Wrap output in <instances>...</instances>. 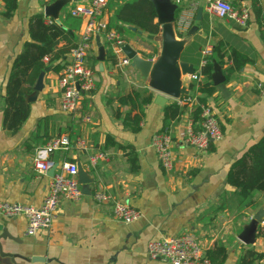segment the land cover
<instances>
[{"label": "crops", "instance_id": "obj_1", "mask_svg": "<svg viewBox=\"0 0 264 264\" xmlns=\"http://www.w3.org/2000/svg\"><path fill=\"white\" fill-rule=\"evenodd\" d=\"M43 1L17 0L13 15L4 18V1L0 0V201L34 206L41 204L51 177L47 173L38 174L33 168L36 149L49 139H38L33 131L40 117L61 113L58 109L59 73L45 72L43 88L39 92L33 91L36 99L29 102V117L16 133L11 134L2 126V98L13 60L29 40L28 20L35 13H43ZM228 1L238 7H250L246 26L240 27L230 18H219L209 13L207 0H185L186 11L192 17L191 26H197L192 35H187L191 26L181 34L174 22L177 37L188 36L189 43L181 53L184 57L181 60L192 64L194 73L199 76L197 80L188 75L181 76L187 95L190 82L204 79L199 55L202 59L205 46L213 48L220 43L224 52L235 50L249 59L240 68L233 67L230 59L223 65L217 63L225 77V87L230 92L227 98L214 84L215 92L211 95L195 93L214 109L221 124L222 139L203 151L181 144L175 136L192 119L188 106L187 111L170 126L175 141L172 148L174 168L166 171L151 146V138L161 129L164 106L172 101L179 102L183 96L179 99L164 96L148 87L136 68L126 71L124 67L108 61V50L111 49L101 37L99 40L105 55L100 69V61L93 62L92 59L94 55L98 56L95 40L88 55L94 71L95 88L82 97L79 109L72 115L79 121L78 136L85 140L88 149L83 150L72 143L68 149H56L50 154V159L57 164L79 160L92 179L90 194L83 195L79 201L61 200L51 226L33 236L25 234V221L21 216L0 214V235L5 228L21 242L0 238L3 250L43 258L29 262L16 258L17 264H168L150 259L146 253L147 243L151 239L179 235L184 231L192 232L205 251L222 243L227 252L224 264H236L238 254L246 246L264 252V237L257 236V229L262 226L260 223L251 243L246 244L239 239L256 209L264 205V194L254 195V201L259 203L256 209L237 211L232 202L235 188L226 180L233 162L264 135V96L257 89V83L264 85V23H258L253 9V5L257 6L264 15V0ZM70 3L69 0L62 8L59 19L61 26L63 21L71 23L67 30L76 35L75 43L79 38L81 20L76 24L77 21L68 19ZM184 6L177 9L176 17L183 14ZM198 9L202 12L197 18ZM108 16L105 8L104 18L107 20ZM155 36L139 31L125 36L124 44L142 58L154 61L160 48ZM68 59L67 54L65 63ZM230 66V70H226ZM135 88H147L153 99L144 108L140 131L133 133L123 127L114 112L118 109L123 115L128 111L129 107L120 105L116 96ZM157 96H163V104L156 100ZM84 116H89L90 120L83 121ZM106 134L118 143L134 147L139 164L137 172L130 168L128 151L116 147L103 149ZM98 152L104 153L105 158L92 165L90 156ZM99 189L140 210L141 217L130 223L117 221L113 217L112 201L96 202L93 199V192ZM0 264L11 263L8 258L0 256Z\"/></svg>", "mask_w": 264, "mask_h": 264}, {"label": "built area", "instance_id": "obj_2", "mask_svg": "<svg viewBox=\"0 0 264 264\" xmlns=\"http://www.w3.org/2000/svg\"><path fill=\"white\" fill-rule=\"evenodd\" d=\"M50 3L53 0H44ZM109 0H70L68 12L73 17L80 18L81 30L78 40L71 47L69 59L58 76V109L65 114L73 115L80 107L82 94H88L95 88L94 72L87 62V56L93 49L96 36L103 38L113 53L118 56L116 65L123 67L130 64V59L124 55L122 47L124 40L114 29H107V20L104 11ZM179 7L183 8L185 0H173ZM176 17L175 26L179 33H184L191 26V13L186 11ZM209 13L219 18H230L238 26L247 25L250 18V7L235 6L228 0H207ZM48 18V17H47ZM48 24L51 18L46 20ZM212 47L205 46L202 51L201 63L205 64L207 57L211 54ZM48 62V57H44ZM192 79H198L195 73L189 75ZM257 89L264 96V85L257 83ZM187 96V95H186ZM186 96L178 102H187L189 111L193 108L199 109V120L190 119L175 136L181 144L191 146L198 151L207 150L212 143L219 142L223 137L221 124L215 115L214 109L206 102H200L197 96ZM191 107V108H190ZM83 121H89V116H84ZM174 135L171 127L164 128L155 133L151 138V146L154 149L160 165L166 170L174 168L173 144ZM72 143L77 144L83 150L88 145L80 136L73 139L69 134L53 136L43 142L36 149L32 163L38 174L45 175L54 165L50 154L56 149H68ZM100 158H105L102 152L93 153L90 162L95 165ZM77 163L75 161H63L58 164L53 177L48 185V191L38 206L22 203L0 201V214L7 217L21 216L25 221V234L33 236L41 230L51 226L56 210L61 200L79 201L83 197L81 184L77 177ZM96 202L112 201L113 217L122 223H130L141 217L138 209L131 207L128 203L116 200L104 190H95L92 194ZM264 226V220L260 222ZM147 256L152 260H158L168 264H213L206 256L199 239L190 231H184L179 235L163 236L151 239L147 243Z\"/></svg>", "mask_w": 264, "mask_h": 264}, {"label": "trees", "instance_id": "obj_3", "mask_svg": "<svg viewBox=\"0 0 264 264\" xmlns=\"http://www.w3.org/2000/svg\"><path fill=\"white\" fill-rule=\"evenodd\" d=\"M4 11L2 16L10 18L16 10L17 0H3ZM48 2L43 1V6ZM258 23H264V15L257 6L253 5ZM106 10L108 11L107 29L116 30L124 40L125 36H132L139 31L154 35L158 32L159 23L156 20V12L153 4L149 0H109ZM71 21L80 23V18L67 15ZM43 13H35L28 20L29 40L23 44L22 50L13 60L2 98V126L11 134L16 133L22 127L30 114V103L27 97L32 95L33 86L38 75L49 68V71L59 73L65 63V57L76 40V35L67 30L71 23L63 21L62 26L52 20L50 24L46 22ZM133 26L136 31L129 27ZM64 41V44H60ZM107 60L117 63L115 54L108 50ZM44 57L49 61L44 62ZM93 62H98L93 56ZM232 61L235 68L242 67L249 59L241 53L231 50L224 52L223 45L217 43L213 46L211 54L207 57L205 64L201 66L203 80L190 82L189 95L197 96L200 102H206L204 98L195 93H206L211 95L215 92L211 80L213 63L223 65L227 60ZM226 70H230L232 67ZM93 69V67H92ZM153 94L147 88H135L130 92L118 94L116 101L120 105L128 106L129 109L123 115L119 110H115L114 116L122 122L125 129L136 133L141 129V123L145 116L144 108L151 103ZM187 102L178 104L172 101L163 108V119L161 130L168 128L172 123L181 117L188 108ZM194 122L199 120V109L193 108L191 111ZM79 121L75 120L71 114H52L40 117L33 131V135L40 139L50 138L62 134H69L73 139L80 135ZM104 147V148H103ZM103 149L116 147L122 151H128V160L133 172H137L139 164L134 147L118 143L110 134H106ZM73 161V160H72ZM227 183L235 188L232 202L237 211L244 209L254 210L259 203L253 197L256 193L264 194V135L253 145H251L230 167L227 176ZM257 236L264 237V226H259ZM206 256L213 264H224L227 252L222 243L215 244L210 250L205 251ZM236 264H264V252L256 251L252 246H246L238 254Z\"/></svg>", "mask_w": 264, "mask_h": 264}, {"label": "water", "instance_id": "obj_4", "mask_svg": "<svg viewBox=\"0 0 264 264\" xmlns=\"http://www.w3.org/2000/svg\"><path fill=\"white\" fill-rule=\"evenodd\" d=\"M69 0H53L50 3H47L44 6L43 14L45 17L51 18L58 25H61L59 19V13L62 8L67 4ZM156 12V20L159 23L158 32L155 34V39L159 41L160 48L157 57L154 61L142 58L135 50H133L128 44H124L122 50L125 55L130 59L131 66L136 68L142 77L146 80L148 87L152 88L156 92L164 96H168L173 99H179L182 96L188 94L187 88L182 84L181 76L192 75L195 72V69L192 64L181 60V53L185 46L189 43L188 36L192 35L197 26H191L187 31V35L184 38H178L176 31L174 29V22L176 20V11L177 4L173 0H149ZM202 10L198 9L197 18L201 14ZM131 30L135 31L136 28L133 26L129 27ZM96 44L98 47V56L97 59L100 61V69H102V61L105 55V49L101 45L99 36H96ZM213 73H212V82L216 86L217 90L221 92L224 98H227L230 95L229 90L225 87V77L222 75L220 67L216 62L213 63ZM49 68H46L39 75L33 89L36 92H39L43 88V78L45 72ZM36 95H30L27 97V102L34 101ZM156 100L160 104L164 103L163 96H157ZM161 100V101H160ZM77 163V177L78 181L81 184V189L83 195L90 194V183L92 179L90 178L87 171L83 168L79 160ZM58 164L54 165L48 170L47 175L53 177L55 170ZM264 220V205L256 209L251 218L249 224L245 226L242 233L239 236V239L246 244L252 242V239L255 236V231L257 225ZM0 238L3 240H12L17 243L18 239L13 237L7 232L5 228L2 229ZM0 256L6 257L9 259L11 264H17L16 258L23 259L27 262L42 260L43 258L38 256L27 257L20 252H12V250H3V245L0 241Z\"/></svg>", "mask_w": 264, "mask_h": 264}, {"label": "rangeland", "instance_id": "obj_5", "mask_svg": "<svg viewBox=\"0 0 264 264\" xmlns=\"http://www.w3.org/2000/svg\"><path fill=\"white\" fill-rule=\"evenodd\" d=\"M141 41L144 42V39H141ZM89 54H90V53H89ZM89 54H88V55H89ZM185 55H186V52L184 53V56H185ZM181 58H182V59L184 58L183 55L181 56ZM200 60H201V56L199 55V61H200ZM87 62L89 63L90 67L92 68L88 56H87ZM123 67L125 68L126 71H130V70L132 71V70H135L134 67L131 66V65H126V66H123ZM92 70H93V69H92ZM93 72H94V71H93ZM84 95H85V93L82 94V96H84Z\"/></svg>", "mask_w": 264, "mask_h": 264}]
</instances>
